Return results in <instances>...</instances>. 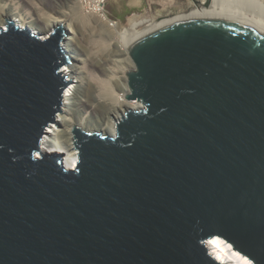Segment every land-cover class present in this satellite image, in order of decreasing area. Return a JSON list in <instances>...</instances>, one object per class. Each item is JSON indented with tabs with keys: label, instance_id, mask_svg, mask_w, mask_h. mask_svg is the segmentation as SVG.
<instances>
[{
	"label": "water",
	"instance_id": "1",
	"mask_svg": "<svg viewBox=\"0 0 264 264\" xmlns=\"http://www.w3.org/2000/svg\"><path fill=\"white\" fill-rule=\"evenodd\" d=\"M164 17L124 41L141 108L111 135L75 128L72 170L41 151L68 84L65 29L0 28V264H222L215 239L264 264V30Z\"/></svg>",
	"mask_w": 264,
	"mask_h": 264
},
{
	"label": "bare ground",
	"instance_id": "2",
	"mask_svg": "<svg viewBox=\"0 0 264 264\" xmlns=\"http://www.w3.org/2000/svg\"><path fill=\"white\" fill-rule=\"evenodd\" d=\"M7 1H10L9 4L0 0V28H6L7 21H13L21 28H28L41 39L52 31V29H50L46 31L47 33H43L45 31L37 28L28 13L25 12L24 15L21 14L17 5L13 4L11 0ZM77 2L80 7V1L77 0ZM200 5L203 7L206 5V9H202L199 7ZM191 8L192 9L189 11L180 9L176 14L192 11L222 12L253 21L264 30V0H203L199 2L197 6L191 5ZM79 10L81 12V8ZM90 20H93V22L82 23L81 21L82 27L86 29L88 28L87 30L90 29V32H88L89 34L92 35V32L95 31V33H98L99 31L106 32L104 35L108 41H105L106 38H94L92 36V40L89 42L108 43L106 51L92 48L90 46L92 48L91 54L94 57L96 56L98 59L104 57L111 59L109 63H101L106 66L107 79H103L102 85L99 76L94 75V73L93 75L90 74L92 72H90L87 67V56L79 55L75 45L72 44L73 42L70 40L66 42L67 40H65L63 47L71 58V65L62 68V73L68 82L67 87L63 92V103L61 106L62 112L56 115L55 124H51L52 126L47 129L41 143L42 153L48 156H63L64 166L68 170H72L73 167L70 153V140L74 137L75 128H80L86 132H103L111 135L113 128L120 120V116H124L128 111L141 108L140 103L127 101L126 99L130 92L127 85L126 75L133 69V66L129 61L128 48H125L124 41L135 30L148 25L151 22L157 21L159 18H130L126 25L118 24L117 26L110 27L98 15L89 17L88 21ZM91 29L94 31H91ZM87 30H85V32ZM65 31L67 35L71 32L69 29H65ZM94 81L97 82V85L93 83ZM71 82H73L74 85H71L73 84ZM84 87L86 90L88 89V92L86 91L85 95H81L78 100L81 104H89V101L86 100L91 97L94 101L90 102L92 109H95L96 105H98V107H108L111 110H109L107 121L105 120V124L107 125L103 126L102 129L89 123L90 115L88 112L85 111L78 117L73 113V108H75L73 98L77 99L78 93L76 94V92ZM111 112L112 115L110 116ZM60 126L63 127V132L60 129ZM208 248L215 260L222 264H253L241 254L233 251L232 247L226 244L223 240L215 239L211 241V243L208 244Z\"/></svg>",
	"mask_w": 264,
	"mask_h": 264
},
{
	"label": "rangeland",
	"instance_id": "3",
	"mask_svg": "<svg viewBox=\"0 0 264 264\" xmlns=\"http://www.w3.org/2000/svg\"><path fill=\"white\" fill-rule=\"evenodd\" d=\"M2 1L6 2V4H9L10 2L7 0ZM11 2L19 7L21 14L24 15L25 12L28 13L32 22L37 26V28L45 31L43 33H47L46 31L50 29L53 30L58 26L69 29L71 32L68 35L66 42L69 40L72 41V44H74L76 47L77 53L79 55L87 56V67L88 70L92 72L89 73L92 75L94 73V75L99 76L101 79V84L103 85V79H107V70L106 66L102 64L109 63L111 59L105 57L98 59L91 53L92 48H98L102 51H106L108 43H95L94 41H91V43L89 41L92 40V36L94 38H106L104 35L106 32L99 31L98 33H95V31L92 32L93 34L91 35L88 33L90 32V29L87 30L88 28L86 29L82 27L81 21L82 23H89L93 22V20L88 21L89 17L91 16H84L82 12H80V7L77 4V0H11ZM131 2L135 6L131 9L132 11H130V7H127V5H129ZM189 3V0H107L106 10L110 17L118 16L122 18L118 20L119 24L126 25L130 18L139 19L147 17L151 19H157L167 16L170 13H176L180 9L183 10L188 6ZM85 30L87 31L85 32ZM91 31L94 30L91 29ZM105 41H108L107 38ZM93 83L97 85V82L94 81ZM71 85H74V83ZM86 91L88 92V89L86 90L84 87L80 88L79 91L76 92L78 95L77 99L73 98V104L75 106V108H73V113L76 115V117H78L81 115V113H84L85 111L88 112L90 115L89 123L97 126L99 129H102L103 126L107 125L105 124V120L107 121V116L109 115L110 109L108 107H98V105H96L95 109H92L90 102L94 101L91 97L86 100L89 101V104H81L78 100L80 99L81 95H85ZM111 115L112 112L110 116ZM54 124L55 123L52 125ZM60 129L63 132V127L60 126Z\"/></svg>",
	"mask_w": 264,
	"mask_h": 264
},
{
	"label": "built area",
	"instance_id": "4",
	"mask_svg": "<svg viewBox=\"0 0 264 264\" xmlns=\"http://www.w3.org/2000/svg\"><path fill=\"white\" fill-rule=\"evenodd\" d=\"M81 12L84 16H95L98 15L105 21L109 27L117 26L119 23L112 19L107 10L106 2L107 0H79Z\"/></svg>",
	"mask_w": 264,
	"mask_h": 264
},
{
	"label": "flooded vegetation",
	"instance_id": "5",
	"mask_svg": "<svg viewBox=\"0 0 264 264\" xmlns=\"http://www.w3.org/2000/svg\"><path fill=\"white\" fill-rule=\"evenodd\" d=\"M189 1H190V3L188 4V6L185 9H183L184 11H189L190 9H192L191 5L197 6L199 4V2H201L203 0H189ZM199 7H201L202 9H206V5H204V7L200 5ZM198 9H200V8H198ZM176 13H170V14H168V16L176 15Z\"/></svg>",
	"mask_w": 264,
	"mask_h": 264
},
{
	"label": "crops",
	"instance_id": "6",
	"mask_svg": "<svg viewBox=\"0 0 264 264\" xmlns=\"http://www.w3.org/2000/svg\"><path fill=\"white\" fill-rule=\"evenodd\" d=\"M127 7H130L129 9H130V11H132L131 9L133 8V7H135L133 4H132V2L129 4V5H127ZM115 16H117V15H115ZM112 19H114V20H116V21H118L119 19H122V18H120V17H111ZM118 23H119V21H118Z\"/></svg>",
	"mask_w": 264,
	"mask_h": 264
}]
</instances>
